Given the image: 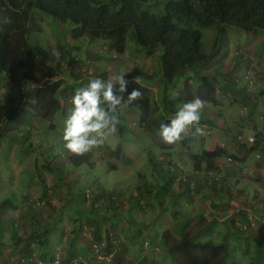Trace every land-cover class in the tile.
<instances>
[{
  "label": "rangeland",
  "instance_id": "obj_1",
  "mask_svg": "<svg viewBox=\"0 0 264 264\" xmlns=\"http://www.w3.org/2000/svg\"><path fill=\"white\" fill-rule=\"evenodd\" d=\"M43 27L44 32L37 39L44 47L49 46L60 62L61 76L57 80H64L59 96L64 109L53 118L34 111L26 102L35 98L33 85L24 82L20 90L0 75V103L12 108V120L4 128L7 135L0 143V202L11 199L18 207L0 214V264H21V259L29 256L28 238L33 239L31 249L37 258L48 251L49 258L54 256L56 260L60 256L66 264H75L74 260L67 261L74 253L82 262L90 260L91 264H134L135 260L120 255L104 261L98 257L109 255L107 244L115 251L113 239L118 240L116 244L121 250L130 242L141 250L146 241L149 246L158 243L163 249V233L169 229L178 232L176 229L189 216L192 220H187L194 231L207 230L212 225L202 241L229 245V264H264V165L244 163L245 171L241 172L234 160L220 158L215 176H226V168L232 164L236 174L224 190L220 186L189 190L178 183V178H166L173 175L168 168L176 165L193 174L190 152L216 146L236 154L242 150L240 144L249 149L260 142V148L251 154L252 161L259 160L256 155L264 151V32L249 34L230 27L223 28L221 33L215 28L204 30L205 51L212 52L218 41V53L212 59L213 65L203 66L197 72L208 74L219 92L216 103L205 101L201 115L203 135L195 134L193 128L180 142L167 144L153 121L142 123L137 111H128L121 105L118 113L129 130L125 137L116 132L103 146L71 164L72 153L65 147L63 130L74 107L73 90L80 83L86 87L94 78L107 81L122 70L128 72L127 79L139 77L138 82L153 89L158 98L160 51L156 49L149 55L128 41L123 54L108 52L101 42L71 39L70 24L45 18ZM75 46L80 48L76 50ZM73 72L77 78L72 77ZM187 74L196 78L193 71ZM187 138L192 141L186 146ZM118 148L120 155L116 154ZM77 194L88 196L86 204H80L82 210L92 203L98 208L95 214L101 227V244L96 241L95 226H89L86 214L80 221V214L73 209ZM177 210L181 212L180 219L174 216ZM239 212H247L256 220L254 229L243 231V236L235 235L240 226L236 228L231 223ZM240 221L249 224L248 218ZM74 231L78 233L77 239L69 248ZM17 238H24L25 242L18 243ZM124 239L127 244H123ZM157 262L173 264L166 251L149 252L139 264ZM47 263L53 262L49 259Z\"/></svg>",
  "mask_w": 264,
  "mask_h": 264
},
{
  "label": "trees",
  "instance_id": "obj_2",
  "mask_svg": "<svg viewBox=\"0 0 264 264\" xmlns=\"http://www.w3.org/2000/svg\"><path fill=\"white\" fill-rule=\"evenodd\" d=\"M45 18L70 24L71 39L101 42L108 52L123 54L127 49L128 41L134 42L138 51L149 55L154 54L158 49L160 51L157 56L159 64L157 78L160 81L158 98L153 89L140 82L135 83L130 77L126 78L128 86L124 94L125 100L133 89L140 90L143 99L126 106L122 105L128 111H137L142 123L153 121L160 130L162 123H169L179 108L195 97L217 102L216 95L219 92L217 83L209 78L208 74L197 72L203 66L213 65L215 59L213 61L212 59L218 53V41L215 42L212 52L205 51L204 30L215 28L221 33L223 28L230 27L249 34L259 30L264 32V0H0V75H4L7 82L14 84L20 90L24 82L33 85L35 98L30 101L27 99V104L34 111L53 118L64 109L59 99L64 80H57L61 76L58 57L50 51L49 46L44 47L37 39L39 34L44 32ZM74 48L78 50L80 47ZM74 60L73 57L72 62ZM187 71H193L196 78L192 79L188 76ZM135 73L131 75L134 76ZM72 77L78 76L73 72ZM79 87H85V83H80ZM74 94L73 90L71 96ZM11 110V107L0 103V143L7 135L4 128L12 120ZM117 116L121 122L117 125V132L125 137L129 131L128 126L123 116L119 113ZM191 141V138H187L184 143L187 146ZM245 143L248 144V140H245ZM240 146L242 150L236 154H230L222 146L204 149L201 152H190L189 158L195 172L185 173L183 168L176 165L175 168H168L173 175L169 177L168 174L166 178L169 181L172 177L174 180L178 178V183L185 185L189 190L199 191L202 187L216 189L218 186L224 190V187H229L231 183L230 177H236L233 164L244 172L245 168L242 167L244 160L261 145L260 142H256L249 149L246 145L240 144ZM121 152V148H118L116 154L120 155ZM262 153L264 154V151ZM81 157L72 153L69 161L72 164ZM222 157L235 162L226 168V176L218 178L215 176L218 170L217 161ZM164 189L168 190L169 187L164 186ZM144 190L143 187L141 193ZM230 192L231 190L228 189L227 193L232 198ZM87 200V194H77L74 202L76 209L75 205L73 209L80 214V221L81 216L86 214V221L89 226H95V239L101 244V227L97 223L99 219L95 214L98 208L94 203L84 210L80 208V204H86ZM10 208H18L11 199L0 202V214ZM174 216L177 218V213H174ZM247 218L249 224L240 221ZM187 219L180 229H176L179 232H177L178 237L172 230L163 233V249L172 263L229 264L232 253L227 243L201 240L211 232L209 230L212 225L207 230L194 231L189 226L190 220ZM255 221V218L247 212H239L231 220L233 227L240 226V228L236 227L235 235L243 236L245 235L243 231L247 230V233L248 230L252 231ZM73 233L74 236L68 243L69 248H73V243L77 239L78 233L76 231ZM17 235L15 231L14 237ZM250 235L256 236L255 233ZM17 239L18 243L25 242L24 238ZM27 240L28 257L32 258L35 255L34 249H31L33 239ZM112 248L111 244H107L108 254L112 252ZM48 255L47 251L39 260L47 263L50 259L54 262L55 257L49 258ZM78 256L74 253L67 261H73ZM35 257L37 258L36 255ZM28 264H36V262L33 260ZM78 264L85 263L79 260Z\"/></svg>",
  "mask_w": 264,
  "mask_h": 264
},
{
  "label": "clouds",
  "instance_id": "obj_3",
  "mask_svg": "<svg viewBox=\"0 0 264 264\" xmlns=\"http://www.w3.org/2000/svg\"><path fill=\"white\" fill-rule=\"evenodd\" d=\"M120 71L107 81L94 78L86 87L78 88L72 98L73 109L64 122L63 139L65 147L71 153L83 156L105 144L108 138L118 131L120 124L117 113L124 106L143 99L140 90L133 89L127 95L128 81ZM139 77L135 79L138 83ZM206 102L200 97L184 103L169 123L160 125V136L167 144L173 145L189 135L204 134L201 127V115Z\"/></svg>",
  "mask_w": 264,
  "mask_h": 264
},
{
  "label": "crops",
  "instance_id": "obj_4",
  "mask_svg": "<svg viewBox=\"0 0 264 264\" xmlns=\"http://www.w3.org/2000/svg\"><path fill=\"white\" fill-rule=\"evenodd\" d=\"M1 77V76H0ZM218 94V93H217ZM260 154V155H259ZM259 154H257L256 155V157L259 159V160H257V161H252L253 160V158H252V156L251 155H249L248 157H247V159H245L244 161H245V164L247 165V166H249V165H252V163L253 164H255V166L256 165H261V166H263L264 165V154L262 153V152H260ZM241 157H243V156H241ZM256 163H260V164H256ZM12 178V177H11ZM11 178H9V179H11ZM260 188H262V186L260 185L259 186ZM226 200H228V199H226ZM14 202V201H13ZM15 203V202H14ZM11 209V208H10ZM242 209H247V207L246 208H242ZM14 210H16V209H14ZM182 210V209H181ZM5 212H8V210L7 211H5ZM176 213H177V219L179 218L180 219V214L179 213H181L179 210H177L176 211ZM181 217H183V215L181 214ZM188 218V217H187ZM189 220H192V217L191 216H189ZM170 230V229H169ZM174 234L178 237V235H177V232H174ZM114 240V242H115V246L114 247H116L115 248V251L112 249V252L111 253H109V255L108 256H102V255H100L99 257H98V259H101L102 261H104V259H107V260H111L113 257H115V256H121V257H124L125 259H130V260H135V262H134V264H139L140 263V261H143L144 260V258H146V255H148L149 254V252H152V253H157V252H163V253H165V249H162V247L157 243V244H151L150 246L149 245H147V242L148 241H146L144 244V248L143 249H141V250H138V249H136L135 247H133V245H131V242L129 243L130 244V246H127V245H123V248H122V250H121V248L119 249V246L117 247V244L116 243H118V240L116 241L115 239H113ZM127 244V240L126 239H124V242H123V244ZM149 243H151V242H149ZM114 251V252H113ZM119 251V252H118ZM156 256H158V255H156ZM39 259V258H38ZM136 259H137V261H136ZM80 260L81 261V258L80 257H78L77 259H75L74 261H75V264H78V261ZM90 260H86V261H84L85 262V264H91L90 262H89ZM157 263H159V262H157ZM63 264H65V263H63ZM131 264H133V263H131ZM159 264H162V263H159Z\"/></svg>",
  "mask_w": 264,
  "mask_h": 264
},
{
  "label": "built area",
  "instance_id": "obj_5",
  "mask_svg": "<svg viewBox=\"0 0 264 264\" xmlns=\"http://www.w3.org/2000/svg\"><path fill=\"white\" fill-rule=\"evenodd\" d=\"M250 141H251V142H254V138H250ZM33 258H34V259H33ZM33 260L36 262V264H48V263H45V262H43V261L37 259V258L35 257V255H34L32 258H29V257L23 258V259L21 260V264H28L29 262H31V261H33ZM104 260H106V259H104ZM51 264H63V263H62L61 260H60V256H58L57 259H56L53 263H51Z\"/></svg>",
  "mask_w": 264,
  "mask_h": 264
}]
</instances>
